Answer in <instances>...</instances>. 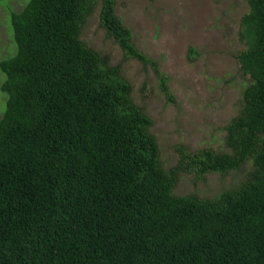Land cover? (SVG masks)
I'll list each match as a JSON object with an SVG mask.
<instances>
[{"label":"trees","instance_id":"1","mask_svg":"<svg viewBox=\"0 0 264 264\" xmlns=\"http://www.w3.org/2000/svg\"><path fill=\"white\" fill-rule=\"evenodd\" d=\"M243 2L236 116L218 150L178 148L168 168L120 66L82 39L98 9L123 60L150 67L168 94L115 0L8 6L14 51L0 60V264H264V0ZM232 171L245 173L239 186L201 194L210 175ZM186 177L192 188L176 193Z\"/></svg>","mask_w":264,"mask_h":264},{"label":"rangeland","instance_id":"2","mask_svg":"<svg viewBox=\"0 0 264 264\" xmlns=\"http://www.w3.org/2000/svg\"><path fill=\"white\" fill-rule=\"evenodd\" d=\"M23 1L27 2L4 0L0 4V60L14 51L9 49L8 6L18 10ZM243 7V0H115V13L129 29L135 47L157 63L167 95L150 67L123 60L122 50L99 25L98 9L88 20L82 39L108 56L111 65L120 66L132 86L134 103L153 121L151 133L165 168L178 160V148L218 150L224 126L236 116L244 87L234 59L240 48L236 19ZM191 49L196 53L193 58L187 55ZM3 80L0 72V83ZM5 101L6 95L0 90V116ZM243 170L246 173L248 168ZM244 174L210 175L197 187L205 190L201 194L212 197L219 190L239 186ZM191 188V178L186 177L176 193Z\"/></svg>","mask_w":264,"mask_h":264},{"label":"bare ground","instance_id":"3","mask_svg":"<svg viewBox=\"0 0 264 264\" xmlns=\"http://www.w3.org/2000/svg\"><path fill=\"white\" fill-rule=\"evenodd\" d=\"M253 1V0H252ZM250 2V1H249ZM255 3V2H254ZM253 5V4H252ZM255 6V5H254ZM258 6V5H257ZM251 7V6H250ZM253 13H254V10H253ZM252 13V14H253ZM264 144V143H263ZM244 150V149H243ZM236 160V159H235ZM258 180V179H257ZM237 194V193H236ZM244 203H245V201H244ZM248 204V203H247ZM249 206V205H248ZM259 212V211H258ZM263 216V215H262ZM262 237V236H261ZM263 238H264V236H263ZM259 244H260V242H259Z\"/></svg>","mask_w":264,"mask_h":264}]
</instances>
